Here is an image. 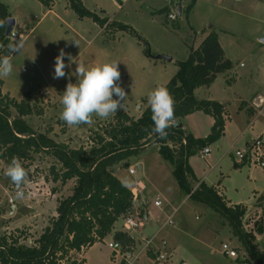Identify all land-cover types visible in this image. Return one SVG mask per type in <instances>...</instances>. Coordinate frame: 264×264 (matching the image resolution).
Masks as SVG:
<instances>
[{"label": "rangeland", "instance_id": "rangeland-1", "mask_svg": "<svg viewBox=\"0 0 264 264\" xmlns=\"http://www.w3.org/2000/svg\"><path fill=\"white\" fill-rule=\"evenodd\" d=\"M86 2L92 11L101 16L108 15L135 32L118 28L112 31L113 33L100 31V26L92 18H79L71 7L69 12L64 13L63 0L57 4L56 10L63 12L60 14L66 23L58 20L53 13H48L47 8L39 0H26L22 6L13 9V16L17 19L13 30L22 33L23 36L18 51L11 56L13 72L9 77L2 78L4 89L17 99L22 97L26 90L37 92L48 89L57 97L59 104L53 106L50 111V108L45 110L49 111V118L46 119L60 116L61 98L66 85L77 81L74 75L53 79L55 57L60 49H64L66 53H70L87 66L118 61L121 73L118 83L127 93L123 109L120 110L133 114L140 111L141 105L145 107L148 105V93L154 89L153 86L147 88L142 80L147 72V70L144 74L142 72L144 67L147 68V61L153 59L155 63L156 61L168 63L165 58H156L159 55L185 60L189 54L187 49L194 44L197 37L196 32L199 36L207 31H216L220 35L225 32L234 34L236 45L227 47V51L235 56V60H240L239 64H244L242 69H249L254 63L252 61L254 58L256 63L264 66V42L260 40L262 36L260 32L264 28V0H197L189 14L186 7L191 0H86ZM179 2L182 4L181 14L176 7ZM167 7H170V10ZM171 11L177 14V19L168 18ZM75 40L78 41V46L75 45ZM65 63H68L67 57ZM75 68L76 64L73 63L71 68H66L65 71L74 72ZM149 72L147 76L151 78L154 75V67L149 68ZM12 112L16 115L14 109ZM95 118L100 120L95 116L93 120ZM27 119L36 131L60 137L59 133L52 134L54 128L52 124L60 127L61 123L57 121L48 123L38 115H32ZM105 122L90 126L86 124L72 126L70 134L86 132V137L78 138L77 145L90 146V137L97 129H101ZM89 127L93 128L89 130ZM257 127L256 130H261L264 124ZM239 132L237 128L232 127L229 136L221 145L214 142L209 147L212 154L222 157L217 168L220 166L226 174L234 164V157L226 151L232 145L234 149L245 147L243 140L235 142ZM216 159L208 163V157L202 158L197 154L194 155L192 162L201 170H208L216 163ZM26 163L22 166L35 175L34 182L28 185L23 199L15 200L14 210L4 192V188H7L11 181L4 175L6 165L0 164V232L24 230L29 242L39 235L44 225L56 214L58 199L70 192L71 185L59 189L52 181L50 168L56 161L51 156L36 154L29 166ZM130 163L136 167L135 174H130L128 167H119L118 174L129 184L142 180L149 187L148 191L143 192L140 200L135 202L136 207L148 211V217L144 219L143 237L156 234L165 219L175 211L174 224L164 226L154 243L158 248L162 245L161 240L167 243L169 257L158 264H254L241 242L234 237L227 220L181 189L173 174V166L162 157L159 145H148L140 155L133 157ZM141 163H144L143 170L139 167ZM247 169L246 167L243 175L233 173L226 186L230 190L228 194L231 198L252 205L245 215L244 227L248 231H254L256 222L264 221V197L260 196L257 199L255 197L257 192L254 190L257 188L264 192V173L255 172L252 177L256 181L249 184ZM192 185H195V181ZM54 188L58 189V192L53 190ZM156 199L161 201V206L154 204ZM123 227L124 217L121 216L115 223L113 231L87 251L86 264H120L113 258L108 242L113 240L114 234ZM215 231L219 233L216 236L213 235ZM222 240L236 247L238 259L227 258L221 253ZM260 247L264 250V241H260ZM76 257L82 260L83 252L76 254ZM153 259L154 256L149 252L142 255L136 264H157Z\"/></svg>", "mask_w": 264, "mask_h": 264}, {"label": "trees", "instance_id": "trees-1", "mask_svg": "<svg viewBox=\"0 0 264 264\" xmlns=\"http://www.w3.org/2000/svg\"><path fill=\"white\" fill-rule=\"evenodd\" d=\"M39 1L47 9L53 6V0ZM196 1L191 0L188 4L187 14ZM69 5L79 18H92L105 32L115 31L116 28L135 32L126 25L109 21L107 16L101 17L90 10L83 0H69ZM10 16L8 6L0 2V24L3 25L0 26V44L5 46L0 49V55L8 54L6 46L12 43L6 35ZM176 64L177 72L163 85L174 98L178 121L175 127L167 129L166 138L150 134L154 125L150 106L147 105L137 118L119 110L112 120L106 121L101 129L94 132L89 147L78 148L56 141L48 132L36 131L26 117L42 115L44 110L31 103L30 91H26L20 101L3 94L4 81L0 79V159L7 166L12 157H18L21 164L29 162L26 163L29 166L36 154H45L56 161L50 168V174L57 188L69 181L74 182L71 192L58 199L56 214L38 236L28 242L24 230L0 232V264H85V259H78L76 254L103 241L113 231L119 218L133 210V192L116 175L117 167H129L130 160L151 144L159 145V152L173 166V174L181 189L226 219L251 261L264 264V250L256 242L257 235L264 232V221H257L255 230L248 231L244 227L245 205H229L214 186L204 182L196 188L192 185L196 176L189 165L190 156L221 139L226 124L225 106L216 100L199 99L195 90L210 86L219 74L233 67V62L226 56L219 34L211 31L197 48L190 46L188 57L177 60ZM196 111L214 117L211 132L204 138H196L183 127L184 118ZM114 238L127 240L120 231L114 234Z\"/></svg>", "mask_w": 264, "mask_h": 264}, {"label": "crops", "instance_id": "crops-1", "mask_svg": "<svg viewBox=\"0 0 264 264\" xmlns=\"http://www.w3.org/2000/svg\"><path fill=\"white\" fill-rule=\"evenodd\" d=\"M25 1L26 0H0V2L5 3L8 6L9 12L11 15L10 17H14L13 16V9L17 8L19 6H22V4ZM61 1L62 0H53L52 8L47 9V10H48V13L49 12L53 13L58 18V20H60L62 23H66L64 18L60 14L63 12H58L56 10L57 4ZM63 2H64L63 3L64 13H67L70 11L69 10V8H70L69 0H63ZM83 2H84V4L85 3L87 4L86 0H83ZM167 8L170 10V7H167ZM105 16H107L109 18V21H114L110 16H108V15H105ZM101 17H104V16H101ZM86 18H88V17H86ZM86 18H82V19H86ZM15 21H16L15 22V25H16V23H17L16 18H15ZM98 26H100V25H98ZM100 31L105 32L104 28L101 26H100ZM261 31L262 32H260V33L262 36H260V40L264 37V28H262ZM210 32L211 31L204 32L202 36H199V33L196 32L197 37H196L195 42L192 46L194 48H197L200 45V43L202 42V40ZM18 34L20 35V39H21L23 34L22 33H18ZM223 37H224L225 43H223ZM219 40H220V43L225 50L226 56L233 62V67L230 70L219 74L217 76L216 80L210 86L198 87L195 90V95L199 99H210V100L219 101L220 103H222L225 106V114H224V117L226 119L225 133L221 137V139H219L217 141V143L221 145L222 141L225 138H227V136H229L231 128L235 127L240 131L235 142H237L239 140H243V143L246 146L248 144V142H250L254 137L264 136V127L261 130H256L258 128L257 127L258 125L264 124V94H263L264 93V70H262L264 68V66H261L260 63H256V58H254V59H252V61L254 63L252 66H250L249 69H246V70L242 69L244 64L243 63L239 64L240 60H235V56H233L232 54H230V52L227 51V47L231 48L232 46L236 45V40L234 38V34L230 35L229 32L228 33L227 32L222 33L221 35L219 34ZM187 51H189V48L187 49ZM154 59L158 60L156 58H154ZM177 60L178 59L172 58V60L167 61L168 63L158 62V61H156V63H155L153 61V59H149L146 63L147 68L144 67V70L142 71L144 74V71L147 70L145 76L142 79L144 85L147 86V88H150L151 86H153L155 88L157 85H165L174 76V74L178 70V66L176 64ZM152 67H154V75H152L151 78H149L147 76V74L150 73L149 68H152ZM4 85L5 84H3V86H2V93L3 94H8L11 98L16 99L17 101H20L23 98V96L20 97L19 99L13 97L9 92L5 91ZM26 91H30V90H26ZM26 91H24V93ZM30 92H32V91H30ZM140 107H141L139 109L140 111L136 114H133V113L128 112L126 110H123V111H126L129 115L137 118L142 114L143 110L146 108L144 105H141ZM51 109L52 108H50L49 111ZM49 111H45L42 115H38V117H41L44 120H47L48 123L54 122V121L61 123L60 127H58L57 124H52V126L54 127V128H52L53 129L52 134L59 133L60 137L58 138V137H55L54 135L51 137L54 138L56 141L64 142L73 148H78V147L82 146L80 144L77 145V140L79 137H86V132H79L78 131L74 135H71L70 134L71 127L68 126L64 121H62L60 119V116H56L55 118L50 117V119H46V118H49V115H48ZM233 115H235V116H233ZM28 117H30V116H27V118ZM112 118H113V116L111 118H108V119H100V120L95 118L93 124H96V123L100 124L102 121H110V120H112ZM251 122H252V125L249 126ZM213 124H214V117L211 116L210 114L203 112V111H196L192 114H189L183 120V127L186 130V132L192 133L193 136H195L196 138L206 137L211 132V128H212ZM92 128L89 127L88 129L90 130ZM86 139L88 140V137ZM220 145H219V150H221ZM207 146L210 147V144ZM84 147H89V144H87ZM233 147L234 146L232 145L229 148V150L226 151L228 154L230 153L234 157L233 167L230 170V172L227 174L223 170H221L220 166L217 168V166L222 161V157H220V158L216 157L214 154H212L210 152L209 155L206 156L209 158L208 163L212 162L213 160H215L217 158L216 163L214 165L210 166L208 170H205V169L201 170L192 162V159H193L194 155L198 154L199 156H201V151L203 148L197 150V152L195 154L190 156L189 165L193 169L194 174L196 176L194 188H196L202 182L206 183L207 185L214 186L218 190V193L225 197V199L227 200L229 205L243 204L247 207V211H248V209L250 207H252V205L244 204V203L240 202L239 200H235V199L231 198L228 194V192L230 190L227 189L226 184L228 183V180H230L232 178L233 173H238L240 175H243L246 167L248 168L246 173L249 177V181H250L249 184H251L252 181H254V183H255L256 180H253L252 175L255 174V172H257V171L260 173H264V169L251 166L247 162L237 161V159L234 156V151L232 149ZM223 155L225 156V153ZM0 164H3V161L1 159H0ZM141 164H142V170H143L144 169V163H141ZM119 167L120 166H118L116 169V175L131 190H132V188L136 187V190L139 192V199L137 201H139L143 192L148 191L149 187L142 180H136V181H140V184L138 186H136L135 183L134 184L127 183L126 180H124V178L118 174L117 171H118ZM27 172L30 173L31 179L34 181L35 175L31 171L27 170ZM68 184L71 185V188H72V186L74 185V182L69 181L66 185H68ZM246 184H248V182ZM66 185L60 186L59 189H62V187H64V189H65ZM236 189L238 191V188H236ZM254 190L257 192L255 195V197L257 199L260 196L264 195V192H261V190H258L257 188H254ZM56 192H58V191H56ZM70 192H71V190H70ZM137 201H135V202H137ZM135 202H134L133 209L136 211L143 212L144 215H146V213H147V217H148V211L146 209L144 210L140 207H136ZM47 225H48V223H46L44 225V228ZM29 230L32 231V229H29ZM218 234L219 233L217 231H215V233H213L214 236H216ZM222 241H225V240H222ZM260 241L261 242L264 241V232L262 234L258 235V237H257L256 242L258 243L259 247H260ZM97 243H99V242H97ZM90 248L83 251V258L85 259V264H86L85 255ZM201 259H203V257H201Z\"/></svg>", "mask_w": 264, "mask_h": 264}, {"label": "clouds", "instance_id": "clouds-1", "mask_svg": "<svg viewBox=\"0 0 264 264\" xmlns=\"http://www.w3.org/2000/svg\"><path fill=\"white\" fill-rule=\"evenodd\" d=\"M0 26H3L0 24ZM78 46V41H74ZM5 46L0 44V49ZM19 42L9 43L6 55H0V79L9 77L13 72L11 56L18 51ZM67 57L68 63H65ZM76 64L74 72L66 73V68ZM66 75L77 77L76 83L69 82L62 94V111L60 119L68 126L82 124L92 125L93 117L108 119L123 109L127 93L118 83L121 78L119 62L111 61L87 66L78 61L64 49H60L55 57L53 79H62ZM115 97V98H114ZM147 103L150 106L153 127L150 134L164 139L168 135L167 129L175 127L178 123L175 117V101L169 90L163 85H157L148 93ZM147 131V129H146ZM4 175L14 185L15 198L23 199L24 186L28 181L29 173L22 166L18 157H12L7 165Z\"/></svg>", "mask_w": 264, "mask_h": 264}, {"label": "built area", "instance_id": "built-area-1", "mask_svg": "<svg viewBox=\"0 0 264 264\" xmlns=\"http://www.w3.org/2000/svg\"><path fill=\"white\" fill-rule=\"evenodd\" d=\"M179 7V4L176 5ZM170 20L177 19V14L171 11L168 14ZM12 43L20 42V35L15 32L13 29L8 35ZM31 103H36L44 111L57 106L59 100L55 95H53L48 89H42L37 92H31ZM252 125V122L249 126ZM234 156L239 162H247L249 165L254 167H259L264 169V136L254 137L244 148L234 149ZM211 152L208 146L204 147L201 151V157L205 158ZM128 171L130 174L136 173V167L132 164L129 165ZM34 181L31 179L28 180L24 186V191L26 192L29 184ZM136 186L140 184V181L135 182ZM4 192L7 198V201L10 205L15 204V189L14 185L10 183L7 188H4ZM134 202L139 199V192L136 190V187L132 188ZM154 204L156 206H161V201L156 199ZM175 211L172 212L167 219L163 222L160 229L151 237H143V231L145 228V218L147 217L141 211L132 210L127 212L124 217V227L120 230L121 233L125 234L127 240L124 242L121 239H113L108 242V246L112 251L113 258L119 263L124 264H136V261L140 259L142 255H147L149 252L154 256V262L160 263L168 259L169 254L167 251V243L164 240H161L162 244L159 248L155 246V241L158 233L166 225H173V216ZM159 242V241H158ZM221 253L229 258L238 259L239 253L235 246H231L228 242L223 241L221 244ZM183 264V263H182Z\"/></svg>", "mask_w": 264, "mask_h": 264}, {"label": "water", "instance_id": "water-1", "mask_svg": "<svg viewBox=\"0 0 264 264\" xmlns=\"http://www.w3.org/2000/svg\"><path fill=\"white\" fill-rule=\"evenodd\" d=\"M178 12L179 14L182 13V4L181 2H179V7H178ZM15 19L13 17H9L7 19V29H6V35L8 36L10 34V32L12 31L14 25H15ZM262 42H264V37L261 39ZM156 58H165L167 60H172L171 57L169 56H166V55H159L157 56ZM141 108V107H140ZM140 169L142 170V164L139 165ZM29 173V172H28ZM28 180L30 181L31 180V175L29 173V177H28ZM16 208V205H12V209L14 210Z\"/></svg>", "mask_w": 264, "mask_h": 264}]
</instances>
